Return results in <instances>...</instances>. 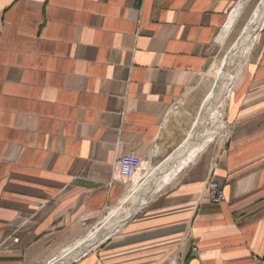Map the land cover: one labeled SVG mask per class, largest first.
I'll use <instances>...</instances> for the list:
<instances>
[{
	"label": "crops",
	"instance_id": "0c3cea01",
	"mask_svg": "<svg viewBox=\"0 0 264 264\" xmlns=\"http://www.w3.org/2000/svg\"><path fill=\"white\" fill-rule=\"evenodd\" d=\"M240 1L0 0V264L55 258L119 204L130 187L115 163L150 162L252 0L222 41ZM223 128L71 264H264V26Z\"/></svg>",
	"mask_w": 264,
	"mask_h": 264
},
{
	"label": "bare ground",
	"instance_id": "6f19581e",
	"mask_svg": "<svg viewBox=\"0 0 264 264\" xmlns=\"http://www.w3.org/2000/svg\"><path fill=\"white\" fill-rule=\"evenodd\" d=\"M247 2H241L238 5L239 7L237 6L233 9L231 17L240 15ZM250 14L254 15L256 19L255 25L253 27L250 25L252 29L240 37L233 46L231 45V49L226 52V55L221 60L215 61L212 64L211 68L214 70L215 80L198 109L199 114L205 110L211 112L208 121L217 124L214 127L216 131H219L224 126V115L227 109L229 92L242 66L243 60L256 38L258 30L264 26V1L262 2V8L252 11ZM181 114L182 111L172 109L167 115V122L172 116ZM199 124L200 120L198 118L193 123V131L189 136V140H187L185 145H182V149L177 155L171 153L163 162L158 163V167L154 165L153 169L145 173L143 178L128 190L119 204L112 208L104 219L96 222L86 235L74 240L63 248L55 258L42 264H71L118 230L127 219L143 206L149 197L175 178L180 170L194 159L198 152L212 140L213 135L211 134L212 136L204 137L201 142H196V135L198 134L196 132H199L197 131ZM166 162L170 164L166 165Z\"/></svg>",
	"mask_w": 264,
	"mask_h": 264
},
{
	"label": "rangeland",
	"instance_id": "374dc122",
	"mask_svg": "<svg viewBox=\"0 0 264 264\" xmlns=\"http://www.w3.org/2000/svg\"><path fill=\"white\" fill-rule=\"evenodd\" d=\"M263 1L264 0H252L251 1L249 7L244 13V15L246 16L243 15V17L239 21V24L237 25L236 31L229 37V39L223 45L222 49L220 50L216 58L210 63V65L208 66L207 70L205 71L203 75V78L200 84L191 92L189 96L177 101L175 104L172 105L171 109L180 110L182 111V114L172 116L168 122L167 120L164 122L165 125L163 124L162 134L160 136V139L157 142L156 148L153 150V153H152L153 156L151 157L150 162H146L145 164H143L141 166V169L137 173H135L132 177H129L125 180L127 186L132 188L134 185L137 184V182H139L143 178V175L145 173L153 169L152 167H154V165L158 167V163L163 162L164 159L171 153H173L174 155H177L179 151L182 149V145H185L187 140H189V136L191 132L193 131V123L197 121L198 118L200 120V124L197 128L198 129L197 131L199 132H196V134L198 133L196 135V142H201L204 137H210L209 135L211 134L213 135V137L214 136L216 137V136H219V134L225 133V129L223 128L224 126L221 129H219L220 132L218 130L217 131L214 130V127H216L217 124L211 121H208L209 117L211 116L210 111L205 110V111H202L201 114H199L198 109L202 105L204 97L206 96V94H208L215 80L214 70L211 68L212 64L215 61L221 60L226 55V52L229 51V49H231L234 43L240 37H242L247 32H249L250 29H252V27L256 23V19L254 15L250 13L254 10L256 11L262 8ZM241 2L246 3L247 0H241L240 3ZM240 3L238 5H240ZM232 12L230 13L228 21L223 29L222 41L232 30L235 21L240 16L238 15V16L231 17L233 14ZM248 24L249 26L251 25L252 27L251 26L249 27ZM224 125H225V115H224ZM165 164L168 165L170 163L166 162ZM213 204H217V203H213ZM108 214H109V210L108 211L105 210L98 218H96L93 221L89 230H91L94 227V224H96V222L101 221ZM66 245L68 244H65V246ZM50 259L52 258L45 259L42 262L37 263V264H42L44 262L49 261Z\"/></svg>",
	"mask_w": 264,
	"mask_h": 264
},
{
	"label": "built area",
	"instance_id": "2783aa9c",
	"mask_svg": "<svg viewBox=\"0 0 264 264\" xmlns=\"http://www.w3.org/2000/svg\"><path fill=\"white\" fill-rule=\"evenodd\" d=\"M141 166V160L132 154L121 157L115 163L118 174L124 178L132 177L141 169ZM205 199L210 203H220L224 200L222 186L213 177H210L206 184Z\"/></svg>",
	"mask_w": 264,
	"mask_h": 264
}]
</instances>
